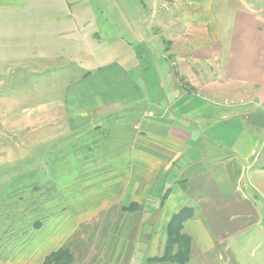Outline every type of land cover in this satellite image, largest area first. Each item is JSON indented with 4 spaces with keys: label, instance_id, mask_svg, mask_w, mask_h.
Returning <instances> with one entry per match:
<instances>
[{
    "label": "crops",
    "instance_id": "crops-1",
    "mask_svg": "<svg viewBox=\"0 0 264 264\" xmlns=\"http://www.w3.org/2000/svg\"><path fill=\"white\" fill-rule=\"evenodd\" d=\"M192 11L183 16L202 14ZM96 16L89 0H0L2 83L37 61L52 70L62 62L87 66L63 102L26 112L64 114L59 125L69 134L49 172L29 170L28 186L1 192V230L15 201L25 200L29 217L27 230L0 237V264H45L62 247L74 254L72 264H132L139 249L151 261L158 250L163 255L168 225L185 207L194 209L183 226L191 237L187 264L227 261L228 246L211 242L209 220L227 211L234 221L264 191V128L251 119L264 106V11H237L226 41L201 20L198 30L189 23L164 38L155 55L146 42L139 57L133 38L145 42L140 21L127 27L122 60ZM11 111L0 106V128L12 138L20 129L32 144L51 136L44 131L56 125L51 114L26 116L21 126L5 121Z\"/></svg>",
    "mask_w": 264,
    "mask_h": 264
},
{
    "label": "rangeland",
    "instance_id": "rangeland-1",
    "mask_svg": "<svg viewBox=\"0 0 264 264\" xmlns=\"http://www.w3.org/2000/svg\"><path fill=\"white\" fill-rule=\"evenodd\" d=\"M89 5H92L93 10L97 13L96 19L99 21L100 28L103 29L102 38L111 44H116L117 57L119 56L121 60L124 56L122 41L124 40L126 43L129 41L127 27L134 24L139 25L140 21L145 42L141 44L133 38V48L136 49L139 57L144 54L146 42V51L155 55L159 53V44L165 41L164 38L176 35L179 33L178 28L181 29L183 26H190V24L196 26L198 30L201 20L215 28L217 39L226 41L235 26L237 11H264V0H197L194 3L190 0H89ZM198 8L202 14L196 15L192 21L183 16L187 11L193 12L192 10ZM125 12L130 13L131 16L122 17ZM158 13L162 15L160 21L167 26V33L162 32L159 27L157 22L159 18L156 19ZM118 44L122 47L119 48ZM138 60L142 61V66H147L144 58ZM43 62L33 63L32 67H29L32 68L30 71H27L29 68L20 66L17 72L4 76L7 79L3 82L4 84L0 80V84L3 86H0V93H4V96H0V106L12 110L11 112L14 111L6 113L4 119L6 122L8 120V124L12 118L14 122L17 119L16 123L22 126L26 122V116L44 119V116L50 115L51 113L41 112L39 115L36 112H30V114L26 112L34 107L40 112L44 106L55 107L63 102L67 91L70 90L68 87H71V84L73 86V83L78 81L77 78L87 71V66L80 67L67 62L56 64V68L59 69L52 70L54 64L46 65ZM147 67L150 70L152 66ZM55 116L52 112L51 120L53 124H56L53 125L52 130L44 129L45 132L51 131V136L43 137L41 145L32 144L35 139L32 141L28 139L27 129L18 130L19 133L13 139L12 130L5 126L0 128V138H2L0 140L3 143V146H0V194L8 191L17 183L19 188H22L21 184L28 186L31 182L28 175L29 170L40 168L35 171L36 174L42 171V167L48 171L49 166L54 167L58 164L57 153H59L61 145L64 144V142L61 143V139L69 133L59 125V123L61 125L64 123V114L61 117ZM0 120L2 119L0 118ZM3 150H5V154L2 153ZM49 180L51 181V177ZM253 185L257 187L254 182ZM251 198L254 199L253 202H256V208L242 210L243 215L234 221L229 220L230 214L227 211L217 218L209 220L211 225L207 226L211 229L213 245L221 240L224 245L228 246L226 253L223 254L227 261L216 262L217 264H264V191H258ZM24 203L25 200L22 199L11 203L17 207L8 210L10 214L7 215V219H4L6 222L2 230L0 224V237L7 238L11 234L27 230V224L23 226L29 217L25 208H22ZM14 219H20V224L13 222ZM21 236L25 237V234H21ZM19 242L20 240L16 242L14 248L21 246ZM223 248L224 246L221 247V251ZM142 252L139 249V252L134 253L132 264H176L153 261L156 255L160 256V250L155 252V255L153 254L154 257L151 258V261H147L140 255ZM9 253L11 254V252ZM195 263L202 264L198 258H194L189 264ZM5 264H10V262Z\"/></svg>",
    "mask_w": 264,
    "mask_h": 264
},
{
    "label": "trees",
    "instance_id": "trees-1",
    "mask_svg": "<svg viewBox=\"0 0 264 264\" xmlns=\"http://www.w3.org/2000/svg\"><path fill=\"white\" fill-rule=\"evenodd\" d=\"M192 207H185L176 213L167 228L168 239L162 256L153 261L187 264L190 260L191 237L184 233V224L194 215ZM75 260L70 248L62 247L49 254L45 264H72Z\"/></svg>",
    "mask_w": 264,
    "mask_h": 264
},
{
    "label": "water",
    "instance_id": "water-1",
    "mask_svg": "<svg viewBox=\"0 0 264 264\" xmlns=\"http://www.w3.org/2000/svg\"><path fill=\"white\" fill-rule=\"evenodd\" d=\"M252 121H254L258 126L264 128V106L255 114L252 115Z\"/></svg>",
    "mask_w": 264,
    "mask_h": 264
}]
</instances>
